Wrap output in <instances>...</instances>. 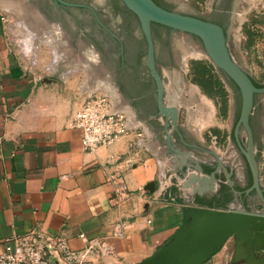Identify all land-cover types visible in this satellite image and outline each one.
Instances as JSON below:
<instances>
[{
	"label": "water",
	"instance_id": "water-1",
	"mask_svg": "<svg viewBox=\"0 0 264 264\" xmlns=\"http://www.w3.org/2000/svg\"><path fill=\"white\" fill-rule=\"evenodd\" d=\"M22 3L25 12L141 122L149 145L179 182L183 198L202 205L187 208L173 237L137 264H203L232 236L245 247V264H264L254 254L264 240V187L258 166L264 146V85L237 66L228 49L238 0H212L208 16L173 0ZM183 39L212 61L230 89V146L222 156L176 123L175 109L163 91V70L170 74V83L176 71L182 73L174 52L183 51ZM243 130L246 147L239 143Z\"/></svg>",
	"mask_w": 264,
	"mask_h": 264
},
{
	"label": "crops",
	"instance_id": "crops-1",
	"mask_svg": "<svg viewBox=\"0 0 264 264\" xmlns=\"http://www.w3.org/2000/svg\"><path fill=\"white\" fill-rule=\"evenodd\" d=\"M88 95L72 82L45 81L28 70L0 14V245L41 230L78 251L83 234L106 239L114 253L109 259L89 255L86 264H137L173 237L187 208L201 205L183 198L144 130L133 128L110 146L84 152L79 131L67 123ZM111 157L117 161L109 162ZM116 172L131 193L119 204L107 184ZM149 183L152 190L146 189ZM115 226L120 236L113 235ZM244 248L232 236L203 264H245ZM254 254L264 259V240Z\"/></svg>",
	"mask_w": 264,
	"mask_h": 264
},
{
	"label": "rangeland",
	"instance_id": "rangeland-1",
	"mask_svg": "<svg viewBox=\"0 0 264 264\" xmlns=\"http://www.w3.org/2000/svg\"><path fill=\"white\" fill-rule=\"evenodd\" d=\"M173 1L176 4H187L201 15H205L210 2ZM11 2L14 0H0V14L13 49L28 70L45 81H69L79 90L106 95L113 104L117 103L103 85L88 70L76 63L43 27L24 18V12L21 18L16 10H9L5 6ZM227 44L236 65L257 84L264 85V0H238L233 22L229 27ZM186 58L185 76L182 80L185 87L181 84L179 86L180 94L187 96L177 104L181 107L179 120L187 122L188 127L193 129L196 137L206 147L218 155H223L230 146L229 88L205 56L200 53H187ZM116 105L123 109L118 103ZM239 141L245 142L242 132ZM258 166L261 183L264 182V147L259 155Z\"/></svg>",
	"mask_w": 264,
	"mask_h": 264
},
{
	"label": "built area",
	"instance_id": "built-area-1",
	"mask_svg": "<svg viewBox=\"0 0 264 264\" xmlns=\"http://www.w3.org/2000/svg\"><path fill=\"white\" fill-rule=\"evenodd\" d=\"M67 125L79 131L80 145L84 152L110 146L133 129L127 113L117 110L113 102L103 94L86 96L80 109L70 116ZM115 161L117 158H109V162ZM107 184L113 191L114 204L129 199L131 193L121 173L108 176ZM113 235H121L119 226H115ZM79 239L84 248L72 251L63 238L41 230L12 236L0 245V264H53L51 259L55 257L64 264H86L89 255L97 259H109L114 255L112 246L104 238L89 240L81 234Z\"/></svg>",
	"mask_w": 264,
	"mask_h": 264
},
{
	"label": "flooded vegetation",
	"instance_id": "flooded-vegetation-1",
	"mask_svg": "<svg viewBox=\"0 0 264 264\" xmlns=\"http://www.w3.org/2000/svg\"><path fill=\"white\" fill-rule=\"evenodd\" d=\"M211 2H212V0H210L209 5H208V8H207V11H206L205 15H203V16H208V14L210 13V11H211ZM13 3H14V5H12ZM5 6L6 7H9L8 8L9 10H16L17 11L16 12L17 15L19 14L21 18L24 17V18H27L29 21L32 20V22L35 24L34 20L25 12L24 7H23L22 0H14V2H11L9 5H5ZM18 12H20L21 14L18 13ZM23 12L25 13V16H27V17L24 16ZM22 14H23V17H22ZM233 18H234V11H233ZM231 25H232V23L230 24V26ZM180 45H181L183 51L181 52L179 50H176L174 52V59H175L176 65L182 70V73H179L178 71H176L175 72V75L173 77V83H170V74L166 70H163L161 72V81H162V84H163V91H164V93H165V95H166V97H167V99H168V101H169V103L171 105V108L172 109H175V113H173V116H174V119H175L176 123L178 125L186 128L188 131H190L191 134L195 137V139L197 141H199L203 146H205L202 143V141L199 140L196 137L195 132L193 131V129H190L188 127L187 122L185 123V121L184 122L183 121L181 122L179 120L181 107H179L177 104L179 103V101H181L183 99H186V98H184V96H187L185 94L184 95H181L180 94V86H179L180 84H181V86H184V84L182 83V80L184 79V76H185V70H186L185 69V63L187 62V58H186L187 53H194V55H195V53H200L201 55L205 56L210 61V63L212 65H213V63H212V61L201 50L196 49L189 40H187V39L181 40ZM229 92H230V89H229ZM132 120H133V128H134V130L135 131H139L141 133L143 131V126H142L141 122L137 121L133 117H132ZM241 132L244 133V135H245L244 130L241 131ZM229 138H230V131H229ZM239 143H240V146L246 147V135H245V142L244 143H241L239 141ZM206 148L209 149L208 147H206ZM209 150L213 154H215L216 156H222V155H218L216 152L212 151L211 149H209Z\"/></svg>",
	"mask_w": 264,
	"mask_h": 264
},
{
	"label": "trees",
	"instance_id": "trees-1",
	"mask_svg": "<svg viewBox=\"0 0 264 264\" xmlns=\"http://www.w3.org/2000/svg\"><path fill=\"white\" fill-rule=\"evenodd\" d=\"M202 206V205H201ZM205 207V206H204Z\"/></svg>",
	"mask_w": 264,
	"mask_h": 264
},
{
	"label": "bare ground",
	"instance_id": "bare-ground-1",
	"mask_svg": "<svg viewBox=\"0 0 264 264\" xmlns=\"http://www.w3.org/2000/svg\"><path fill=\"white\" fill-rule=\"evenodd\" d=\"M38 25V24H37Z\"/></svg>",
	"mask_w": 264,
	"mask_h": 264
}]
</instances>
